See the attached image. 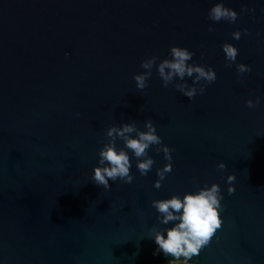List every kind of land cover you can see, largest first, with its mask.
Instances as JSON below:
<instances>
[{
	"label": "water",
	"instance_id": "water-1",
	"mask_svg": "<svg viewBox=\"0 0 264 264\" xmlns=\"http://www.w3.org/2000/svg\"><path fill=\"white\" fill-rule=\"evenodd\" d=\"M215 3L0 0V264H184L154 255L149 229L174 224L159 225L150 203L212 183L224 196L223 224L195 264H264V0H224L238 14L256 9L234 24L207 19ZM245 28L250 35L231 38ZM223 43L250 73L225 67ZM173 46L211 66L215 83L189 100L162 88L154 66L137 91L140 62L170 58ZM256 96L260 104L245 107ZM148 118L175 149L162 187H153L155 171L167 162L154 149L147 176L132 159V184H93L108 126L135 121L143 131Z\"/></svg>",
	"mask_w": 264,
	"mask_h": 264
},
{
	"label": "clouds",
	"instance_id": "clouds-1",
	"mask_svg": "<svg viewBox=\"0 0 264 264\" xmlns=\"http://www.w3.org/2000/svg\"><path fill=\"white\" fill-rule=\"evenodd\" d=\"M255 8L242 7L238 14L233 9L226 7L224 0H216L207 12V19L212 23L221 21L234 24L242 14H254ZM264 12V8L261 9ZM209 33L215 29L210 24L207 28ZM250 35L248 29L233 31L230 36L233 40L239 41L241 37ZM259 36L260 34L257 33ZM225 59V67L232 68L239 76L252 71L251 66L243 63H236L239 51L230 43L221 45ZM195 53L187 48L173 46L169 49L168 57L160 59L152 55L140 62V68L144 71L133 75L132 79L135 88L143 92L148 88V81L152 76V69L155 66L158 77L161 80V87L167 89L170 85L180 94L189 100L197 95H203L206 86L215 83L217 77L211 66L198 65L193 61ZM68 53H65L67 59ZM159 63L157 64V61ZM186 78L192 80L191 84L185 82ZM174 81H179L175 82ZM203 82V83H201ZM260 104V97L245 101V107L252 109ZM78 117L79 113H75ZM141 131L135 121L121 123L119 127L109 125L104 133L107 142L100 141L102 147L97 152L98 167L92 169L91 181L105 191L110 189V181H120L123 184H132L135 177L131 173L132 159L136 160L135 167L141 177H145L153 170L155 160L149 155L150 149L156 154L163 153V159L167 162L162 168L155 171L157 177L153 183L155 189L162 187V182L172 171V153L175 149L163 144L162 138L157 135V130L151 118L144 121ZM117 141H121L123 147H117ZM131 153V156L129 155ZM217 171L226 170L224 163L216 165ZM236 180L235 175H228L225 183L228 185L226 191L229 196L235 193L231 185ZM195 185L197 181L193 179ZM224 199L220 186L216 183L205 184L197 187L194 192H187L181 198L179 195H172L168 199L152 200V207L158 214L156 219L159 225L174 226L167 229H158L153 226L149 229V238L157 245L156 252L170 256L172 261H183L184 264H195L193 258L200 255L201 251L208 247L216 232L222 228L223 221L220 214L224 211L221 201Z\"/></svg>",
	"mask_w": 264,
	"mask_h": 264
}]
</instances>
